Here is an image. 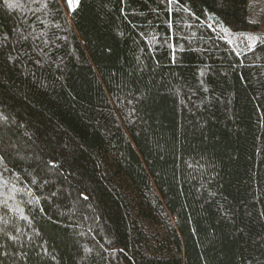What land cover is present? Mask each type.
Wrapping results in <instances>:
<instances>
[{
  "label": "trees",
  "instance_id": "trees-1",
  "mask_svg": "<svg viewBox=\"0 0 264 264\" xmlns=\"http://www.w3.org/2000/svg\"><path fill=\"white\" fill-rule=\"evenodd\" d=\"M9 2L0 264H264V0Z\"/></svg>",
  "mask_w": 264,
  "mask_h": 264
},
{
  "label": "snow or ice",
  "instance_id": "snow-or-ice-1",
  "mask_svg": "<svg viewBox=\"0 0 264 264\" xmlns=\"http://www.w3.org/2000/svg\"><path fill=\"white\" fill-rule=\"evenodd\" d=\"M4 3L7 4L8 7H14L15 4L13 3H10L9 0H4ZM177 3H180V0H167V4L168 5H173V4H177ZM66 4H67V7L70 11H76V9L79 7L80 5V0H66ZM45 8H47V0H45V3L43 5ZM169 12L172 11L171 8L168 9ZM183 11L187 12L189 11V9L187 8H183ZM171 23L169 24V27H171ZM224 31H227V29H225ZM7 39V37L5 36V40ZM247 39H249L250 41H252L253 43L249 45V47H254L255 45V41H256V37H247ZM229 43H231V41H229ZM7 116L3 115L2 113H0V120L2 121H7ZM4 160V157L3 156H0V162H3ZM49 167L52 168V169H56L59 167V165L57 163H49ZM85 199H87V197H84ZM38 203V201H37Z\"/></svg>",
  "mask_w": 264,
  "mask_h": 264
}]
</instances>
